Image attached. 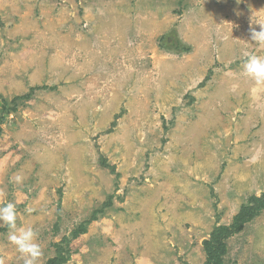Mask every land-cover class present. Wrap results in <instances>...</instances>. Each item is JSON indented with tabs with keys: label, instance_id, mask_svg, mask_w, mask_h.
Returning a JSON list of instances; mask_svg holds the SVG:
<instances>
[{
	"label": "rangeland",
	"instance_id": "1",
	"mask_svg": "<svg viewBox=\"0 0 264 264\" xmlns=\"http://www.w3.org/2000/svg\"><path fill=\"white\" fill-rule=\"evenodd\" d=\"M258 22L264 0H0V207L38 264L205 263L264 195ZM8 231L0 260L24 264ZM225 243L264 264V210Z\"/></svg>",
	"mask_w": 264,
	"mask_h": 264
},
{
	"label": "clouds",
	"instance_id": "2",
	"mask_svg": "<svg viewBox=\"0 0 264 264\" xmlns=\"http://www.w3.org/2000/svg\"><path fill=\"white\" fill-rule=\"evenodd\" d=\"M260 30L255 28L250 30L251 40L258 44H264V22H258ZM244 70L247 75L256 81L257 85H264V57L250 54L247 56L244 63ZM16 183L22 182L20 176L14 178ZM0 224L7 227L8 239L15 245L17 251L21 254L24 264H38V261L43 255L40 245L36 242L38 232L31 226H17V209L16 205L8 202L0 207ZM3 264V260H0Z\"/></svg>",
	"mask_w": 264,
	"mask_h": 264
},
{
	"label": "trees",
	"instance_id": "3",
	"mask_svg": "<svg viewBox=\"0 0 264 264\" xmlns=\"http://www.w3.org/2000/svg\"><path fill=\"white\" fill-rule=\"evenodd\" d=\"M20 98V97H17ZM1 132V130H0ZM264 210V195L251 197L241 205L240 210L234 216L229 225L217 226L211 234L209 240L204 241V251L206 260L204 264H224L223 258L226 253V240L234 234L240 232L244 225L251 221L257 214ZM81 232L84 227H81ZM78 231L74 233L76 235ZM63 257H55L48 260L47 264H60Z\"/></svg>",
	"mask_w": 264,
	"mask_h": 264
}]
</instances>
